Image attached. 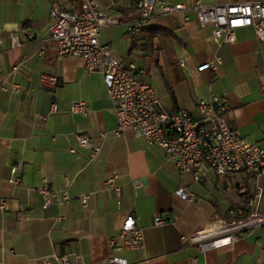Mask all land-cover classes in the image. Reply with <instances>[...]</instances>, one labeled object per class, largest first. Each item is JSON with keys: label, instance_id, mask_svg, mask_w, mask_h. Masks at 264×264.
<instances>
[{"label": "crops", "instance_id": "1", "mask_svg": "<svg viewBox=\"0 0 264 264\" xmlns=\"http://www.w3.org/2000/svg\"><path fill=\"white\" fill-rule=\"evenodd\" d=\"M101 7L116 5L122 22L100 32L99 42L108 44L111 54L144 70L140 78L148 82L167 112L185 108L198 116L196 102L209 93L223 95L226 120L240 134L264 149V38L252 27L235 30V40L217 47L210 27H201L189 12L155 18L147 30L136 35L126 32L125 23L136 15L135 0H98ZM192 5L195 0H171ZM218 2L264 0H200ZM78 0H0V264H91L107 257L110 241L117 237L129 211L142 229L141 249L119 250L114 254L128 264H264V225L242 231L230 246L198 252L197 245L181 239L203 229L216 218L229 219L228 209L246 203L250 192L242 181L221 185L224 176L208 172L194 180L183 176L168 159L163 148L147 144L131 128L116 135L111 101L99 71L87 73L83 60L58 56L48 40L49 11L72 10ZM11 33L20 45L11 47ZM151 49L158 65L162 58L173 73L151 75L132 55L134 49ZM155 54V55H154ZM214 54L222 59L214 79L197 66ZM157 58V59H156ZM171 63H175L176 69ZM42 73L56 75L54 90L39 85ZM19 86L13 92L11 84ZM83 101L88 113L71 112L73 101ZM51 103L56 111L49 113ZM45 115V118H41ZM100 132H106L102 139ZM74 133L87 135L102 145L93 161ZM73 148L74 152L70 149ZM17 165L20 183H8L9 168ZM120 187V198L106 183L110 175ZM142 185L134 187L132 180ZM46 182L50 189L65 190L43 208L36 187ZM185 184L193 194L184 201L175 191ZM258 210L264 212V177ZM91 193L85 205L79 196ZM159 216L165 223L155 225Z\"/></svg>", "mask_w": 264, "mask_h": 264}, {"label": "built area", "instance_id": "2", "mask_svg": "<svg viewBox=\"0 0 264 264\" xmlns=\"http://www.w3.org/2000/svg\"><path fill=\"white\" fill-rule=\"evenodd\" d=\"M135 7L136 15L125 23L129 35L147 30L151 22L161 16L180 15L184 22L188 21L189 12H192L199 26L212 29L211 35L217 47L233 43L235 30L241 27H252L258 38H264V1L218 2L208 5L195 0L192 5H187L185 2L171 0H135ZM49 19L48 40L52 41L55 53L58 56L80 57L87 73L99 71L102 74L115 118L116 135L131 128L134 135L147 144L163 148L178 171L183 176H192L194 180L205 178L210 171L219 177L241 171L246 174L243 188L250 192L249 198L245 204L228 209L231 221L216 218L203 229L182 235L183 241L197 245L198 252L203 254L209 249L232 245L244 229L264 225V212L258 210L263 192L259 179L264 177V149L255 141L244 138L228 124L223 95L210 92L207 98H199L196 102L197 117L185 108L167 112L152 86L140 78L146 72L138 70L132 62L114 57L109 45L99 42L103 29L122 23L116 16L114 3L101 7L98 0H78L76 9H50ZM10 36L11 47L19 46L15 33ZM221 64V57L214 54L199 64L197 70L208 71L210 79H214ZM39 85L54 90L58 78L56 75L42 73L39 75ZM0 89L7 90L4 80L0 81ZM10 89L16 92L19 86L13 83ZM260 92L264 97V86ZM56 109V104L51 103L49 113ZM70 111L86 115L88 107L83 101L77 100L71 103ZM41 118L44 119L45 115ZM105 134L99 133L102 139ZM74 137L81 147L90 151V160H95L102 145L94 144L85 134L74 133ZM70 151L74 152V149ZM114 178L113 174L110 175L106 183L119 201L120 187L114 183ZM7 181L13 186L20 183L17 165L10 166ZM132 185L141 186L142 181L134 179ZM35 189L42 199L43 208L48 207L51 198L58 194L62 201L69 199L65 190L59 192L50 189L46 182ZM90 194L79 196L82 205H85ZM175 194L184 201L193 199V194L185 184ZM3 208L4 200L0 199V209ZM154 223L162 225L165 221L157 216ZM143 246V232L131 210L123 218L117 237L110 241V254L91 264H128L126 259L114 252L141 249ZM59 262L68 264L65 257L60 258ZM196 262L195 256L189 258L190 264Z\"/></svg>", "mask_w": 264, "mask_h": 264}, {"label": "rangeland", "instance_id": "3", "mask_svg": "<svg viewBox=\"0 0 264 264\" xmlns=\"http://www.w3.org/2000/svg\"><path fill=\"white\" fill-rule=\"evenodd\" d=\"M152 50L149 49H145V48H142V49H134L132 50V55L134 56V58L136 57V61L141 65L143 66L144 68H147L148 70L150 69V73L151 75H157L159 77L162 76V73H161V70L163 71L164 74H166V72L168 71V73H173L171 68L165 64L162 60V58L160 57V59H158V65H156V60L152 59L153 56H152ZM155 55V54H154ZM157 59V58H156ZM234 173H229L227 174V178L224 179V180H221V185L223 187V185L226 183L228 186H232V185H236L237 182L239 181H242V177H243V174L240 175H236V178H233ZM227 221H231V218L229 219H225Z\"/></svg>", "mask_w": 264, "mask_h": 264}, {"label": "trees", "instance_id": "4", "mask_svg": "<svg viewBox=\"0 0 264 264\" xmlns=\"http://www.w3.org/2000/svg\"><path fill=\"white\" fill-rule=\"evenodd\" d=\"M143 31H145V30H143ZM171 64H172V66H174V70H177L176 66H175L176 64L175 63H171Z\"/></svg>", "mask_w": 264, "mask_h": 264}, {"label": "water", "instance_id": "5", "mask_svg": "<svg viewBox=\"0 0 264 264\" xmlns=\"http://www.w3.org/2000/svg\"><path fill=\"white\" fill-rule=\"evenodd\" d=\"M246 229H244V231H245Z\"/></svg>", "mask_w": 264, "mask_h": 264}]
</instances>
